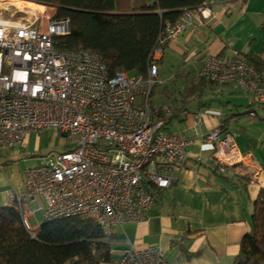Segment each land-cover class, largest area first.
<instances>
[{
    "label": "built area",
    "instance_id": "built-area-1",
    "mask_svg": "<svg viewBox=\"0 0 264 264\" xmlns=\"http://www.w3.org/2000/svg\"><path fill=\"white\" fill-rule=\"evenodd\" d=\"M0 2V153L47 130L57 131L71 146L51 151L43 165L27 166L25 190L9 193L11 205L21 211L30 231L28 218L35 213L45 220L90 218L107 234L141 223L156 202L152 190L174 184L191 143L165 131L151 107L152 92L161 84L157 61L166 42L187 31L193 19L209 18L211 10L202 6L185 12L167 29L147 77H130L123 71L110 75L93 50L57 49V39L71 33V22L56 19L50 12L54 8ZM199 76L219 85L236 84L264 104L262 75L243 58L208 57ZM204 140L213 146L211 166L219 173L242 161L229 130L214 129ZM115 264L170 263L152 247L126 250Z\"/></svg>",
    "mask_w": 264,
    "mask_h": 264
},
{
    "label": "crops",
    "instance_id": "crops-1",
    "mask_svg": "<svg viewBox=\"0 0 264 264\" xmlns=\"http://www.w3.org/2000/svg\"><path fill=\"white\" fill-rule=\"evenodd\" d=\"M205 6L212 15L201 21L193 19L187 31L178 33L164 50L160 58L163 63L170 51L172 59L185 65L177 73L192 76L196 72L199 76L208 57L264 59V0H208ZM159 73L160 78H168ZM221 88L216 91L224 96L226 91ZM231 104L224 105L226 109L211 104L201 113L189 109L178 117L180 123L186 122L182 133L168 132L189 140L191 154L176 172L173 185L152 190L156 202L141 223L114 230L115 261L126 250L156 247L164 257L171 254L172 259H166L170 264H233L240 242L250 230L254 203L264 187V104L240 111L244 105L237 101V112ZM248 111L255 112L257 119L244 114ZM197 116L201 117L200 124ZM233 125L239 126L243 158L222 175L211 166L213 146L204 136L221 126L231 132ZM59 138L55 130L32 133L22 145L0 153V208L11 205L10 192L25 190L27 166L43 165L51 151L67 149V140L64 138L61 146ZM39 227H31V231Z\"/></svg>",
    "mask_w": 264,
    "mask_h": 264
},
{
    "label": "trees",
    "instance_id": "trees-1",
    "mask_svg": "<svg viewBox=\"0 0 264 264\" xmlns=\"http://www.w3.org/2000/svg\"><path fill=\"white\" fill-rule=\"evenodd\" d=\"M24 1L52 7L56 19L70 20L71 33L57 39V49L93 50L101 54L110 75L123 71L147 77L153 54L167 29L177 25L185 12L205 6L208 0ZM169 44L166 42L163 49ZM249 57L246 61L260 72L264 82V59ZM157 65L163 74V59ZM182 74L177 76L181 78ZM185 79L189 86L184 89L173 83L176 97H171L170 84L157 85L152 92L151 107L164 121L163 129L167 132L173 119L189 112L190 100L204 105L205 93L222 86L200 76ZM156 88L161 95L160 104L153 101ZM255 104L263 105L255 101L248 109ZM213 168L219 173L216 166ZM249 224L250 230L241 240L233 264H264V187L254 203ZM113 234H107L95 220L81 216L44 219L33 233L26 228L21 211L9 205L0 208V264H115Z\"/></svg>",
    "mask_w": 264,
    "mask_h": 264
},
{
    "label": "rangeland",
    "instance_id": "rangeland-1",
    "mask_svg": "<svg viewBox=\"0 0 264 264\" xmlns=\"http://www.w3.org/2000/svg\"><path fill=\"white\" fill-rule=\"evenodd\" d=\"M9 1L11 3L12 2L13 3L24 2V3L21 4L22 7H31V6H34V5H31L30 2L24 1V0H9ZM1 5H2V2H0V7H1ZM37 9H39V8H37ZM40 9H42V8H40ZM50 12L55 15V11H50ZM9 14H8V17H9ZM169 53H170V51L168 52L167 56L165 57L164 63L162 65L164 77L167 76L168 78H161L160 80H161V84H170L171 85V90L173 92V94H172L171 97H176L178 94H175L176 91L174 89L175 87L173 86V83H176L178 85V88H180V89H184V87L186 85H188L189 83H188V81L186 82L187 79H185L187 77V75H185V76L181 75V78H179L177 76L178 73L176 71L182 69L185 66L183 64V61L182 60H179V62H178V60H176L175 58L172 59L170 57ZM185 70H187V69H185ZM132 76L133 75H130V77H132ZM192 77H197L196 76V72H193ZM221 87H222L221 90H225L226 91L225 94H224V96L222 95V91L221 92L220 91L218 92V91L215 90L214 91L215 94H213L211 92H209L208 94H206V97L204 98V100L206 102V105H200V103H199L198 100H190L189 103H188V108L190 109V111H192L193 113L198 112V111L199 112L200 111L206 112L207 110L210 109L209 105H211V104L213 106L218 107V108L226 109L227 107L224 106V105H227V103L229 101L232 103L230 106L233 107V111L234 112H237L236 111L237 109H236V107L234 105L237 101L239 103H241V104L244 105L243 107L240 108V111H244V109H248V105L252 104L255 101V99L251 95H249L248 93H245L239 86H237L235 84H230V85L228 84L227 86L224 85V86H221ZM140 100L141 99L139 98L138 101H140ZM153 101L156 104H160L161 103V95H160V92H159V89L158 88H156V94H155V96H153ZM221 102H223V104ZM255 106L257 107V104H255ZM255 115H256L255 112H252L250 117L253 118V119H257V118H255L256 117ZM180 121H181L180 118L173 119L172 124L170 126V129H171V131L173 133H180V134L182 133L181 132L182 131L181 129H182V127H185L186 126V122L180 123ZM246 124H247V122H243L242 125L245 126ZM262 124H264V121H262ZM261 127L264 130V125H261ZM232 129H233L231 131L232 137H233L235 143L237 144L239 150L242 153V151H243L242 150V145H241V139H242V137L239 134L240 132H238L239 126L233 125L232 126ZM182 138L185 139L184 137H182ZM53 140L56 141L57 138H54ZM59 140L61 141V144H62L61 146H63V143H65L64 142L65 139H64V137L62 135H60ZM199 142H200V144H202V142H203L202 138H200ZM67 146H68L67 149L68 148H71V146H69V145H67ZM190 154H191V152L188 151V157L190 156ZM42 217H43V215L41 213H38L36 217L31 216L29 218L30 226L33 229L36 228V227H38V226H40L41 223L44 221V217L43 218ZM175 254L176 253L173 252V255L174 256H175ZM170 255H168V256L166 255L165 256L166 259H168V260L169 259H172Z\"/></svg>",
    "mask_w": 264,
    "mask_h": 264
},
{
    "label": "bare ground",
    "instance_id": "bare-ground-1",
    "mask_svg": "<svg viewBox=\"0 0 264 264\" xmlns=\"http://www.w3.org/2000/svg\"><path fill=\"white\" fill-rule=\"evenodd\" d=\"M22 3H24V2H18V3H13V2H12L11 4H14V5L18 6V7H22V6H21ZM30 4H31V5H34V6L36 7V8H35L34 6H31L30 8H32V9H37V8L40 9V8H42V7H40L39 5L34 4L33 2H32V3L30 2ZM41 10H43V8H42Z\"/></svg>",
    "mask_w": 264,
    "mask_h": 264
}]
</instances>
